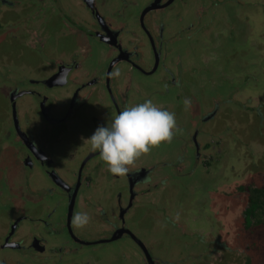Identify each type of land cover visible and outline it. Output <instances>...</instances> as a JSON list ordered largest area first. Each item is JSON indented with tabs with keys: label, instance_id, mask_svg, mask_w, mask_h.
<instances>
[{
	"label": "rangeland",
	"instance_id": "1",
	"mask_svg": "<svg viewBox=\"0 0 264 264\" xmlns=\"http://www.w3.org/2000/svg\"><path fill=\"white\" fill-rule=\"evenodd\" d=\"M134 1L132 4L133 0H106L108 5L104 10H122L123 14L129 7L125 14L133 18L143 4L142 0ZM178 2H174L177 9L188 5L185 13L178 16L176 12H167L171 19L165 25L170 41L180 38L172 44L169 42V46L171 50L180 51L183 57V65L175 75V79L180 78L181 86L178 89L169 86V91H161V81L156 80L161 71L153 77L132 72L131 83L138 79L160 81L153 87V94L147 95L154 104L174 112L178 119L186 115L183 100L189 98L192 126L204 114H211L212 108L220 109L231 103L240 104V108L228 110L227 123L223 122L221 127L220 122L213 121V129H220L214 133L212 142L210 140L213 151L208 155L201 153L197 159L191 154L188 159L178 152L175 162L164 161L174 159V147L182 136L180 131L174 143L162 142L142 155L145 162L156 158L152 163L157 176L148 178V190L141 197L143 205L136 210L137 219H130L135 226L130 230L137 235V240L142 238L146 247L151 245L149 252L159 256L164 264H264V219L250 226L245 225L243 219L248 188L264 185V0H186L184 6H178ZM201 2L203 5L198 9ZM104 10L100 13L114 16L115 29L123 26L121 18L116 17L119 12ZM156 12L163 14L157 10L153 15ZM192 20L193 28H185ZM94 30L91 15L80 0H0V79L6 73L11 80H0L1 219L6 204L16 208L17 213L33 215L34 210L49 212L47 207L53 200L40 187L39 182L43 181H31L30 170L10 145L8 90L28 74L45 75L53 69L54 60L62 58L61 61H81L82 72L97 68L96 78L104 79L106 65L100 56L104 58L110 51L105 53L100 49L103 43L93 38ZM125 35L121 34L120 38L124 39ZM133 37L139 40L137 35ZM85 53L93 61L89 57L82 60ZM172 68L169 67L171 73ZM114 72L115 67L109 75L112 96H116ZM238 86L245 93H238ZM61 90L67 95L72 88ZM233 90H236V98ZM100 92L107 102L105 90L101 88ZM99 115L88 114L79 125L69 124L68 127L75 128L66 131L63 124H47L49 136L45 146L56 153L70 150L76 140L84 141L79 138L80 129L95 127ZM103 118L110 122L109 117ZM203 125L213 130L210 118L203 121ZM157 157L161 161H157ZM163 178H167L164 183ZM31 192L38 199L33 198ZM30 200L34 205L28 203ZM104 227L108 230L106 223ZM126 240L123 237L93 248L86 247L82 249V257L77 259L78 264H120L129 254L132 257V260L128 257L129 264H141V254L129 249V239ZM66 259L63 263L68 264L74 258Z\"/></svg>",
	"mask_w": 264,
	"mask_h": 264
},
{
	"label": "flooded vegetation",
	"instance_id": "2",
	"mask_svg": "<svg viewBox=\"0 0 264 264\" xmlns=\"http://www.w3.org/2000/svg\"><path fill=\"white\" fill-rule=\"evenodd\" d=\"M142 1L143 4L136 14L138 18L137 16L132 18L125 14V11L130 10L129 7L123 10V14L122 10H116L119 12L116 17L123 21V28L115 29L113 27L114 16L100 13L108 5L106 0H80V3L91 15V22L95 27L93 38L103 43V48L100 49H103L105 53L110 51V54H105L104 58L100 56L106 65L104 79L96 78L97 68L91 72L88 70L82 72L79 69L81 61L77 59L61 61L62 58L55 59L53 69L45 75L37 74L33 77V73L28 74L18 79L19 82L8 90L7 98L12 126L10 142L14 146L20 147V159L30 170L31 181H43L44 183L39 182L40 187L44 188V193L53 200L47 207L49 212L46 213V209L40 212L34 210L33 215L20 214L16 212V208L7 204L4 206L6 215L4 214L2 219L0 218V264H65L63 262L68 259L66 257L74 258L68 264H78L80 260L77 261V259L82 257V249L93 248L92 246L98 244H107L108 241L123 237L125 240L127 239L126 242L129 239V249L133 248V252L136 253L137 250L141 254V264H149L141 243L148 251L152 264H164V261L159 260V256L149 252L151 245L146 247L142 238L138 237L137 240L135 233L132 232L133 235H130L125 230H130L131 226L135 227L130 219H137L136 210L143 205L141 197L148 190L146 184L148 178L153 179V176H157L155 165L152 163L156 158L153 157L150 161L145 162L143 155L130 166L128 174L113 175L107 171L100 161L99 155L89 151V144L85 141L97 126L106 123L103 117H109L111 120L125 107L143 103L149 99L147 94H153V87L160 81L163 92L169 91V86L177 89L181 86L180 78L175 79V75H177L178 68L183 65V57L180 51L171 50V45L169 46V42L172 44L180 38H172L173 40L170 41L165 23H169L171 19V15L167 12H176L178 16L185 13L188 6L185 5L186 0H178V6L185 5L179 9L174 7L176 0L170 2L169 0ZM153 2L156 7L144 14L142 26L140 16L145 8ZM167 2L169 3L166 4ZM131 3L133 4L135 1L133 0ZM202 5L203 2L200 3V6L198 5V9ZM171 8L174 10H170ZM157 10L163 12L162 16L159 12L153 15L152 12ZM154 17L156 19H153ZM193 22L194 20L192 23H188L185 28L192 29ZM123 33L126 35L124 39H121L120 36ZM134 35L138 36V41L133 37ZM83 56L82 60L89 57L86 53ZM89 58H91L90 61H93L92 57ZM171 66L173 74L169 69ZM113 67L120 73L118 77L114 75L112 77L113 82L116 77V96H112L109 87V75ZM158 71H161L159 73L161 75L156 79L160 80L158 82L156 80L142 82L138 79L134 84L131 83L132 72L153 77L155 74L158 75ZM48 79H51L49 81L51 85L47 82ZM0 80H9L6 73ZM96 84L97 87H95ZM68 88H72V90L65 95L64 90L61 89L68 90ZM101 88L106 92L107 102H104L100 95ZM236 90L240 94L245 93L241 92V86L236 87ZM236 90L232 91L235 98ZM162 94L164 95V93ZM180 94L178 92V95ZM115 97L118 98V101ZM11 99L14 100L16 124L13 122ZM239 106L240 104L237 106L231 103L220 109L212 108L213 112L206 113L203 117L208 116L206 119H211L212 129L215 127L213 121L220 122L221 127L223 122L227 123L225 114L228 113V110L235 111L236 107L240 108ZM91 113L100 114L102 117L99 115V119L92 129H80L78 135L84 141L76 140L72 143L71 149L68 148L70 150L63 149L58 153L53 148L45 146L49 136L47 124L51 126L63 124L66 131L68 128H75L68 127L69 124L71 126L79 125L80 122H83L84 117ZM189 113L190 109L180 119L175 116L182 136L180 135V140L174 147V159L164 161L175 162L178 152L188 159L191 154L199 159L201 153L207 155L212 153L211 139L220 128L205 129L203 121L206 119H202L203 117L199 119L201 125H198L199 121H197L192 126L189 122ZM188 128L193 131L190 135L187 133ZM210 131L213 132L209 135ZM214 133L216 134L214 135ZM175 137L176 135L172 140L173 143ZM205 142L207 143L205 144ZM1 144L0 149H2ZM166 180L167 178H163L162 182L164 183ZM31 196L37 198L34 196V192H31ZM28 203L34 205L31 200ZM44 203L46 205L47 199ZM76 212L88 213L90 220L85 227L76 228L73 226L72 217ZM4 219L5 221L2 223ZM22 220L25 221L22 222ZM105 223L108 230L104 229ZM251 224H253V220ZM186 227L188 226L186 225ZM95 229L99 232L97 233ZM129 256L132 260L131 254H129L127 258L120 260L122 261L120 264H129ZM189 258L196 259L193 255H189ZM165 262L168 263L166 260Z\"/></svg>",
	"mask_w": 264,
	"mask_h": 264
},
{
	"label": "clouds",
	"instance_id": "3",
	"mask_svg": "<svg viewBox=\"0 0 264 264\" xmlns=\"http://www.w3.org/2000/svg\"><path fill=\"white\" fill-rule=\"evenodd\" d=\"M113 75L118 77L119 70ZM183 106L185 111L189 110L191 100L185 98ZM179 131L174 112L146 99L143 103L125 107L110 122L97 126L85 141L89 151L99 155L110 174L124 176L138 158L162 142L171 143ZM89 220L88 213L76 212L72 224L83 228Z\"/></svg>",
	"mask_w": 264,
	"mask_h": 264
},
{
	"label": "trees",
	"instance_id": "4",
	"mask_svg": "<svg viewBox=\"0 0 264 264\" xmlns=\"http://www.w3.org/2000/svg\"><path fill=\"white\" fill-rule=\"evenodd\" d=\"M247 190V189H246ZM248 203L243 211L245 225L259 224L264 219V185L248 188Z\"/></svg>",
	"mask_w": 264,
	"mask_h": 264
},
{
	"label": "water",
	"instance_id": "5",
	"mask_svg": "<svg viewBox=\"0 0 264 264\" xmlns=\"http://www.w3.org/2000/svg\"><path fill=\"white\" fill-rule=\"evenodd\" d=\"M171 0H169V2H170ZM169 2H167L166 4H168ZM165 4V5H166ZM154 7H156L155 6V4H154V2H153V4H151L149 7H147V8H145V10L142 12V14H141V16H140V23H141V25L143 26V24H142V18H143V16H144V14L147 12V11H149V10H153L154 9ZM115 61V60H114ZM111 66V65H110ZM109 66V67H110ZM107 78V77H106ZM51 79H48L47 80V82H49ZM49 85H51V82H49ZM12 101H11V106H12V116H13V122L16 124V116H15V109H14V107H13V99H11ZM12 229V228H11ZM126 230V232H128V233H130V235L132 234V231H130V230H128V229H125ZM133 235V234H132ZM141 246H142V248H143V252H144V254H145V257H146V259H147V262L149 263V264H152V260H151V258H150V256H149V253H148V251L146 250V248L143 246V244L141 243Z\"/></svg>",
	"mask_w": 264,
	"mask_h": 264
},
{
	"label": "crops",
	"instance_id": "6",
	"mask_svg": "<svg viewBox=\"0 0 264 264\" xmlns=\"http://www.w3.org/2000/svg\"><path fill=\"white\" fill-rule=\"evenodd\" d=\"M9 132H10L9 138H11V136H12V130H11V128L9 129ZM6 140H7V138H6ZM7 145H9V144H7ZM10 145L12 146L13 149L16 150V152L19 154V157H20V153H21V149H20V147H18V146H14V144H12V142H11ZM15 147H17V148H15ZM157 161H161V159L159 158V159H157ZM10 185H11V183H10ZM0 189H1V188H0ZM151 189H154V187H152ZM151 189H150V190H151ZM2 198H3V191H2V189H1V191H0V203H1Z\"/></svg>",
	"mask_w": 264,
	"mask_h": 264
}]
</instances>
